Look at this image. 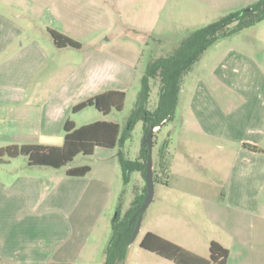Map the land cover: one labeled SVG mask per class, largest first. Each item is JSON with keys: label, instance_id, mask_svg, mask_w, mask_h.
I'll return each instance as SVG.
<instances>
[{"label": "crops", "instance_id": "0c3cea01", "mask_svg": "<svg viewBox=\"0 0 264 264\" xmlns=\"http://www.w3.org/2000/svg\"><path fill=\"white\" fill-rule=\"evenodd\" d=\"M255 1L245 0V6ZM22 3L25 0H0V148L60 147L65 138L61 132L71 120L74 106L108 91L125 92L124 63L108 55L112 45L91 46L81 60L73 61L70 48L57 47L50 33L53 30L72 38L68 30L54 25L60 14H34ZM213 47L197 64L189 103L192 122L185 120L184 124L204 135L222 138L183 141L181 153L192 160L196 152V158L204 160L205 148H217V156L227 154L232 158L225 175L215 173L219 191L212 204L218 212L224 206L243 218L229 221L228 245L223 239L216 242L229 250L228 264H264V43L259 48L260 63L253 54L229 50L222 55ZM237 95L243 104L232 101ZM98 121L106 120L84 125ZM241 130L238 137L236 131ZM104 149L96 148L94 155L105 154L103 160L115 161L116 149H108L109 154ZM165 155L172 168L175 157L169 147ZM25 159L11 160L6 163L8 170L0 172V196L4 197L0 202V227L5 228L4 237H0V264H81L80 260L96 264L104 244L95 236L98 225L82 227L78 215L86 211L89 199L102 183L109 189L112 183L87 175L50 177L52 173L47 172L46 176L42 168L34 170ZM119 167L109 165L106 178L112 181L111 169L119 177ZM46 212H52L49 219ZM60 223L63 232L47 229H58ZM83 228L91 232L90 237L81 235ZM148 233L161 236L148 229L143 239Z\"/></svg>", "mask_w": 264, "mask_h": 264}, {"label": "rangeland", "instance_id": "374dc122", "mask_svg": "<svg viewBox=\"0 0 264 264\" xmlns=\"http://www.w3.org/2000/svg\"><path fill=\"white\" fill-rule=\"evenodd\" d=\"M244 1L126 0L125 4H115L103 0H25L26 3H22L24 9L34 14H60L58 18H55L54 25L68 30L71 37L83 45V50L69 47L73 61L81 60L87 52H90L91 46L97 49L101 45H112L113 49L107 52L108 55L124 63L125 83L122 89L126 93V100L121 112L113 110L111 114L104 116L96 108L89 107L77 114L70 113V119L76 121L79 127L98 119L120 125L122 142L116 147L115 161L103 160L105 154L101 156L81 154L61 169L33 168L34 170L42 168L45 174L51 172L52 174L49 175L51 177L53 174L64 176L71 168L90 166L93 172L91 171L87 176L112 183L113 186L110 189L108 185L102 183L100 189L89 199L86 211L78 215L82 227L98 225L96 228L98 234L95 236H99V242L103 241L104 244L101 255L95 258L96 264H103L102 254L111 237L113 221L117 216L120 220L124 219L145 185L144 178L137 171L130 175L129 182L126 184L119 154L123 153L127 159L136 161L144 147V121L137 120L131 128H129V121L149 62L153 57L171 54L186 33L205 27L229 14L243 11L247 8ZM263 43L264 21L222 39L218 47H213V50L219 48L216 51L220 50L222 55L229 50L253 54L260 63L259 48ZM196 70H198L197 64L183 80L173 119L165 123L161 130L157 129L155 132L152 153L155 179L154 202L143 215L141 231L135 242L130 245L126 264H175L140 247L148 229L173 240V243L190 252L209 259L211 242L223 239L228 245L227 236L231 229L229 221L234 218L237 220L243 218L239 213L225 210L224 206H222L223 211L218 212L213 209L212 204L213 198L219 191L215 173L225 175L229 171L232 158L229 159L227 154L217 156L215 152L217 148H205L204 160H198L196 152L192 154L194 156L192 160L181 153L183 141L197 142L210 140L213 137L222 138L204 135L196 131L194 127L184 124L185 120L192 122L189 103L196 82ZM158 98L157 87L152 86L149 100L151 110L157 107ZM232 99L237 101V105L244 103L240 95ZM61 133L65 135L64 130ZM242 133L243 130L236 131L238 137ZM165 146L169 147L175 157L172 168L167 158L164 161L161 158V152ZM191 148L193 151H204L203 148ZM104 150H107L106 153L109 152L108 149ZM20 158L25 159V157ZM26 162L28 163V160ZM112 164L120 166V173L118 177L111 169L110 174H113L111 181L106 178L108 172L105 170ZM6 168V164L0 165V172L8 170ZM3 198L0 196V202L4 201ZM48 204L49 202L44 203L45 209L49 207ZM51 216L52 212H46V219ZM56 227L51 226L47 229L64 231L63 223L58 229ZM90 233L83 228L81 235L87 238L91 236ZM49 234L47 230L46 238L47 236L49 238ZM4 235L5 228L0 227V237ZM80 261L81 264L84 263V260Z\"/></svg>", "mask_w": 264, "mask_h": 264}, {"label": "trees", "instance_id": "16d2710c", "mask_svg": "<svg viewBox=\"0 0 264 264\" xmlns=\"http://www.w3.org/2000/svg\"><path fill=\"white\" fill-rule=\"evenodd\" d=\"M262 21H264V0H257L243 11L229 14L205 27L186 33L171 54L153 57L143 77L142 88L129 121V128L137 120H143L146 136L152 127L161 128L171 121L175 115L184 78L193 71L207 51L219 44L222 39L251 28ZM50 33L59 48H82L80 42L68 36L53 30ZM152 86L157 87L159 97L157 107L153 110L149 107ZM125 100V92L108 91L77 104L72 112L77 114L89 107H94L104 116H108L113 110L121 112L124 109ZM64 132V143L60 147L13 145L0 148V165L22 156L27 158L31 167L61 169L73 162L78 155L92 156L98 147L116 149L122 142L121 127L115 122L98 121L78 128L72 120H68L64 125ZM245 147L261 151L249 145ZM166 148L167 146L161 152L162 161L166 158ZM119 161L126 184L129 182L130 175L135 171L140 172L145 180L148 162L146 145L136 161L127 159L123 153L119 154ZM91 171L90 166H82L69 169L67 174L72 177H82ZM146 194L145 182L142 193L136 197L129 213L123 220L117 216L113 221L112 234L104 253L103 264H126L131 238L139 217L135 214L143 205ZM140 247L175 264H228L230 254L223 245L212 241L210 258L206 259L154 233H148Z\"/></svg>", "mask_w": 264, "mask_h": 264}, {"label": "water", "instance_id": "95a60500", "mask_svg": "<svg viewBox=\"0 0 264 264\" xmlns=\"http://www.w3.org/2000/svg\"><path fill=\"white\" fill-rule=\"evenodd\" d=\"M159 128L160 127H152L144 138V145L147 146V150H148V162H147L146 176H145L147 194L145 196L143 205L140 207V209L135 214V216L139 215V217H138L136 227H135V230L131 238V244L135 242L136 238L138 237L141 231L143 215L145 211L154 201L155 181H154V162H153L152 153H153V147H154V135H155L156 130Z\"/></svg>", "mask_w": 264, "mask_h": 264}]
</instances>
